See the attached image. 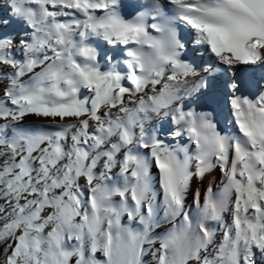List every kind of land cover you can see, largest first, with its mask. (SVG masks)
<instances>
[{"label":"snow or ice","instance_id":"snow-or-ice-1","mask_svg":"<svg viewBox=\"0 0 264 264\" xmlns=\"http://www.w3.org/2000/svg\"><path fill=\"white\" fill-rule=\"evenodd\" d=\"M0 67V264H264V0H0Z\"/></svg>","mask_w":264,"mask_h":264},{"label":"bare ground","instance_id":"bare-ground-1","mask_svg":"<svg viewBox=\"0 0 264 264\" xmlns=\"http://www.w3.org/2000/svg\"><path fill=\"white\" fill-rule=\"evenodd\" d=\"M123 2L125 4L135 6V5H138L140 3H143L144 0H123ZM165 11L168 15H171L172 14L171 5H169L165 9ZM122 12L125 14L126 18H130V15L135 14L133 7L123 8ZM177 27H178V31L181 33L182 37L188 43L189 49H191V39H192V36L194 34L193 30H191L186 25L179 24V23H178ZM89 42L92 44V46L96 47V49L99 53H101V57H100L101 67L106 70V68L110 65L105 64V60L103 59V55L104 54L112 55L113 54V46L107 44L105 41H103L99 38H91ZM119 48L121 49V54L115 57L116 60L122 59V56H123V52H122L123 46H119ZM79 59H82V58H78V60ZM0 70L1 71L3 70L4 73H8L11 71L10 69H7L6 67H0ZM37 71H38V69H37ZM24 79L27 80L28 77L26 76ZM125 83H127V82H125ZM84 95H87L86 91L81 90V97H83ZM213 109H214V111H213L214 122H215L216 117L225 118L226 119V126H225V128H224L225 130L223 132L228 133V134H234L237 131V129L233 123V117L231 115V111H230L227 103L225 102V99L222 96L218 97L216 99V101L211 105L210 108H205L203 110H213ZM68 122H75V121L69 120ZM21 123H22V126H24V127L44 126L51 131L56 130L55 125L53 124V122L51 121L50 118H42V117H36L33 115H29V116H26ZM170 127H172L170 122L165 123L164 124V132L162 134L166 137L167 141H170L172 144H175L177 141L172 140L171 137L167 136V130ZM12 131H14V128H12V130H10V133ZM179 143L187 144L188 143L187 138L186 137L181 138L179 140ZM189 147H190V149H192L194 151V145L190 144ZM114 171H118V170H114ZM151 171H152L153 177H156L157 170L155 168H153ZM222 181H223V175H222L221 170L219 168H215L210 175L206 176V178L204 180L194 179L192 181L187 193H186V197H185L186 210L189 211L193 217H196L198 215V208H197V205L194 203V197H195L196 191L197 190L200 191L201 202H202L203 196L206 193L208 186L211 184L213 187V190L218 191L219 188L222 186ZM115 199H119V198H115ZM124 222L129 223L126 218H124ZM223 223H231V214L230 213H225ZM220 225H221V222H218V221H211L210 222V227L213 228L214 230H216L217 241H219V239L222 238L223 229L221 228ZM133 226L135 227L138 225H133ZM156 231L162 232L163 228H157ZM158 246L159 245L157 244L156 247H158Z\"/></svg>","mask_w":264,"mask_h":264},{"label":"rangeland","instance_id":"rangeland-1","mask_svg":"<svg viewBox=\"0 0 264 264\" xmlns=\"http://www.w3.org/2000/svg\"><path fill=\"white\" fill-rule=\"evenodd\" d=\"M7 83H8L7 73H4L3 70L2 71L0 70V90H2L3 87H5L7 85ZM197 110L199 111V110H203V109H199L198 108ZM2 123H3V121H0V124H2ZM215 123L217 124V127H218V129L220 131L223 132L225 130L224 129L225 126H226V119L225 118H223V117H216ZM7 130L9 132V134H11L10 133V130H12V128H8ZM145 264H154V261H153V259H152V257L150 255H147L145 257Z\"/></svg>","mask_w":264,"mask_h":264}]
</instances>
